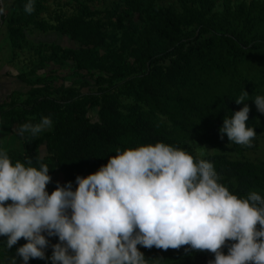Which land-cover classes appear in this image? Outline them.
Masks as SVG:
<instances>
[{
    "label": "trees",
    "instance_id": "1",
    "mask_svg": "<svg viewBox=\"0 0 264 264\" xmlns=\"http://www.w3.org/2000/svg\"><path fill=\"white\" fill-rule=\"evenodd\" d=\"M87 1L92 0L77 2L70 15L44 19L46 0H35L30 15L23 11L27 0H12L9 14L0 16L13 49L22 48L29 28L78 43L77 48L51 45L48 54L38 48L26 98L0 103V116L16 129L44 116L53 122L51 130L35 138L15 134L18 145L5 149L13 164L30 158L31 166L39 168V160L49 168V194L58 183L52 178L57 171L62 176L58 184L71 183L75 191L76 177L94 174L117 148L162 142L211 162L219 182L238 198L255 191L264 199V164L247 157L264 143V114L253 101L264 95V0H177V6L117 0L105 9H91ZM48 65H70L77 79L67 86L55 82L56 69L38 74ZM244 91L249 96L236 104ZM245 104L250 109L246 123L257 134L251 147L219 133L223 119ZM94 109L97 121L88 117ZM43 145L45 156L39 152ZM197 147L206 153L197 156ZM44 235L49 240L46 258L29 264H49L48 249L59 241ZM24 243L21 238L11 252ZM187 247L177 250L182 257L163 262L211 260L203 252H186Z\"/></svg>",
    "mask_w": 264,
    "mask_h": 264
},
{
    "label": "clouds",
    "instance_id": "2",
    "mask_svg": "<svg viewBox=\"0 0 264 264\" xmlns=\"http://www.w3.org/2000/svg\"><path fill=\"white\" fill-rule=\"evenodd\" d=\"M34 3L27 0L24 13L32 14ZM248 96L244 91L235 103ZM253 101L264 114V95ZM249 111L245 104L225 117L221 138L251 147L257 134L246 123ZM52 124L44 116L21 124L16 134L35 138ZM37 163L26 158L13 164L0 149V236L7 249L26 241L16 249L23 264L46 258L44 233L59 241L51 245V264H148L137 246H188L186 252L212 253L208 264H264V199L255 191L238 198L219 182L211 162L185 150L162 142L117 148L94 174L76 177L75 191L71 183H57L51 194L49 168Z\"/></svg>",
    "mask_w": 264,
    "mask_h": 264
},
{
    "label": "rangeland",
    "instance_id": "3",
    "mask_svg": "<svg viewBox=\"0 0 264 264\" xmlns=\"http://www.w3.org/2000/svg\"><path fill=\"white\" fill-rule=\"evenodd\" d=\"M11 1L0 0V8L3 9V12H0V16L9 14V4ZM79 1L82 0H46L47 13L43 14L42 18L52 19L58 13H64L66 16L70 15L75 11V7ZM116 1L92 0L87 1V4L91 9H105L111 7ZM159 2L165 6H177L178 4L177 0H159ZM51 45H59L62 48H77L78 43L70 40L67 36H60L56 32L41 33L34 28H29L26 32V39L22 48L13 49L7 39L5 23L0 21V103L5 100H10L11 97L19 101L26 98L25 93L29 90V85L26 81L34 79V74H31V69L39 61L37 49L42 48L44 51L43 54H48L47 52ZM53 69L57 71L55 79L57 84L65 83L68 86L77 79L72 73L73 68L70 65L66 68L48 65L44 71H39L38 74H46ZM88 117L91 121H97V110L89 111ZM15 129L14 125H8L6 119L0 116V149L5 150L10 146L18 145L19 139L16 137ZM39 152L41 156L46 155L44 145L40 147ZM205 153V148H196L197 156H203ZM247 157H250L255 162L264 164V143L260 144V148L256 152L248 153ZM52 178L58 183L62 181V176L59 171L55 172ZM6 239V237L0 236V241L3 243V246L6 243ZM48 251L47 258L51 257L52 248L48 249ZM222 251L227 255V249H223ZM140 252L143 253L148 264H166L163 261H171L184 255L177 250L168 249L165 251L156 249L155 247L151 248L150 254L145 251ZM203 253L211 260L214 259L212 253L207 251ZM49 264H51V261Z\"/></svg>",
    "mask_w": 264,
    "mask_h": 264
},
{
    "label": "crops",
    "instance_id": "4",
    "mask_svg": "<svg viewBox=\"0 0 264 264\" xmlns=\"http://www.w3.org/2000/svg\"><path fill=\"white\" fill-rule=\"evenodd\" d=\"M13 258H15V264H23L21 258L13 254L11 249L3 246V243L0 241V264H11Z\"/></svg>",
    "mask_w": 264,
    "mask_h": 264
}]
</instances>
